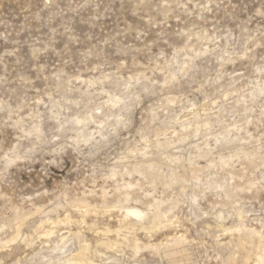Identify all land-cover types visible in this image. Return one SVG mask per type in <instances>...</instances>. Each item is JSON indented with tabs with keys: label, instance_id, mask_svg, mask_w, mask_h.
Segmentation results:
<instances>
[{
	"label": "clouds",
	"instance_id": "obj_1",
	"mask_svg": "<svg viewBox=\"0 0 264 264\" xmlns=\"http://www.w3.org/2000/svg\"><path fill=\"white\" fill-rule=\"evenodd\" d=\"M0 264H264V0H0Z\"/></svg>",
	"mask_w": 264,
	"mask_h": 264
}]
</instances>
